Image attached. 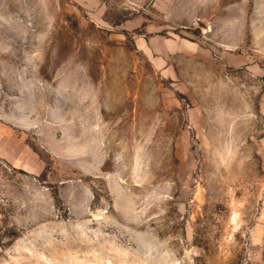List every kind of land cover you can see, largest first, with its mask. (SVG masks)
Masks as SVG:
<instances>
[{"label": "rangeland", "instance_id": "rangeland-1", "mask_svg": "<svg viewBox=\"0 0 264 264\" xmlns=\"http://www.w3.org/2000/svg\"><path fill=\"white\" fill-rule=\"evenodd\" d=\"M0 264H264V0H0Z\"/></svg>", "mask_w": 264, "mask_h": 264}]
</instances>
